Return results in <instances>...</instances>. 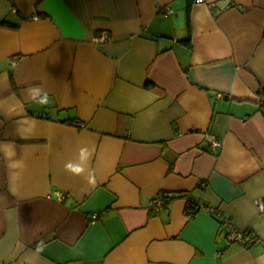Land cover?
Instances as JSON below:
<instances>
[{"label":"crops","instance_id":"1","mask_svg":"<svg viewBox=\"0 0 264 264\" xmlns=\"http://www.w3.org/2000/svg\"><path fill=\"white\" fill-rule=\"evenodd\" d=\"M195 1L0 0V264H264V0Z\"/></svg>","mask_w":264,"mask_h":264},{"label":"built area","instance_id":"2","mask_svg":"<svg viewBox=\"0 0 264 264\" xmlns=\"http://www.w3.org/2000/svg\"><path fill=\"white\" fill-rule=\"evenodd\" d=\"M203 2V0H196L195 3H201ZM168 12H171L170 9H168ZM109 38V35L105 32V33H101L100 37H98L99 41H104L106 39ZM218 146V142H214L211 144V146ZM164 198L163 196H157L153 199L150 200V208H161L163 206L164 202ZM259 207L262 208L263 206L261 204H259ZM209 212H212L219 220H220V224H221V229H222V233L223 236H225V238L229 241V243H240V244H244V245H249L252 244L253 242L256 241V238L254 236V234L252 233H244L242 230H239L235 227L232 226V224L229 222V219L226 218L224 215L222 216L219 212H217L216 210L213 209H209ZM92 218H96V214L92 215Z\"/></svg>","mask_w":264,"mask_h":264},{"label":"clouds","instance_id":"3","mask_svg":"<svg viewBox=\"0 0 264 264\" xmlns=\"http://www.w3.org/2000/svg\"><path fill=\"white\" fill-rule=\"evenodd\" d=\"M33 90H37V89H33ZM48 102V97L47 95L45 94V96L42 98L41 100V103L42 104H47ZM66 169L69 170L70 172H72L73 174H77L79 175V173L82 171V169L76 167V168H73L71 165H65ZM89 183L90 184H95V178L94 177H90L89 179Z\"/></svg>","mask_w":264,"mask_h":264},{"label":"trees","instance_id":"4","mask_svg":"<svg viewBox=\"0 0 264 264\" xmlns=\"http://www.w3.org/2000/svg\"><path fill=\"white\" fill-rule=\"evenodd\" d=\"M188 13V12H187ZM189 17H188V14H187V19H188ZM189 20V19H188ZM188 28H187V32H188ZM188 35H189V32H188ZM188 39V38H187ZM185 43H187V42H185ZM196 210H195V208H193L192 206H189L188 208H187V211H186V213L189 215V216H193L195 213ZM218 221H219V223H220V220L218 219ZM244 233H246V234H248V233H250V231H243ZM255 236V235H254ZM256 238V237H255ZM242 245H244V244H242ZM244 246H247V245H244Z\"/></svg>","mask_w":264,"mask_h":264}]
</instances>
